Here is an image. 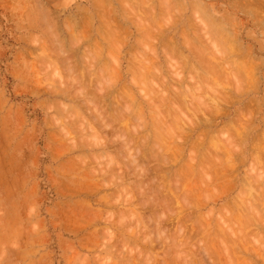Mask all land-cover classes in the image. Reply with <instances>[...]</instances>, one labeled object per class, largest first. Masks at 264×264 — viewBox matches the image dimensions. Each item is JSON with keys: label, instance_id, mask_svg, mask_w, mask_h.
Wrapping results in <instances>:
<instances>
[{"label": "rangeland", "instance_id": "obj_1", "mask_svg": "<svg viewBox=\"0 0 264 264\" xmlns=\"http://www.w3.org/2000/svg\"><path fill=\"white\" fill-rule=\"evenodd\" d=\"M93 1H96V4L98 1L97 8ZM239 1L0 0V264H226L227 261L229 262L227 264H244L246 262L247 264L248 262H250L249 264H264V190L261 189L264 186V7L262 6L263 9L261 8L260 14L256 18V14L259 12L253 13V9L251 10L248 6L247 9L241 7L242 4ZM234 2L236 3L234 4ZM242 3L245 5L243 1ZM99 4L102 7H99ZM93 10L96 14L105 15L104 17L112 25L120 24L125 33L130 32L129 35L123 32L118 39L119 44L117 42L112 43L111 39V44H116L113 46H111L109 38L107 41L99 39L101 37L95 32V29L97 31L103 30V21L101 22L100 15L96 16ZM96 10L99 12L97 13ZM246 10L247 12H245ZM144 11L154 12L150 15L154 17L152 26L154 24L153 27L159 28L160 31L161 28L167 29L164 42L167 40L166 37L172 36L170 37L171 43H166L167 45L164 43V47L162 43L155 40L159 35V33L155 34L158 29L156 31L153 29L154 34L157 35H154L155 39L150 31L151 34L148 32L147 37L151 35V40L150 37L145 40L146 35L138 37L137 32H134L135 27L138 26L135 23H138L137 20L141 18L137 15L142 16L140 22H144ZM149 12H144V14L148 15ZM158 12L161 13V16ZM113 16L115 17V19L113 18L114 21ZM128 17L131 19H129L130 21ZM149 17L145 16L144 18H147L148 21ZM82 18L83 21L89 22H85V24L87 26L90 24V29L89 26L86 29L85 24L82 25L84 23L81 21ZM228 20L229 22H227ZM190 23L194 24L192 28ZM98 24H101L102 27ZM145 24L138 26L142 32L147 29L144 28ZM231 24L235 26L233 27ZM221 25L225 26L221 28ZM84 29L87 31L89 29L88 34ZM150 29L152 30V28ZM195 29L197 30L195 31ZM202 29H205L203 30L204 33L200 32ZM181 31L187 35L182 37L186 38V40L184 38V42L187 41L185 44L180 42L182 38L180 35L178 36V32L181 33ZM83 32L87 38H84L86 36ZM192 33L197 36H193ZM93 38L96 40L93 41ZM135 38H139L138 44L134 42ZM118 45L119 49H115ZM83 46H87L86 51ZM93 47L98 48V51L101 47L102 52L98 53L97 49H93ZM166 47H170V49ZM237 47L238 52L236 51L238 50ZM247 47L250 51L246 50ZM95 51L101 55H95ZM106 51L107 53H105ZM174 51L177 54H173ZM199 51L202 53L200 54ZM72 52L73 55H71ZM197 52V57L202 62L196 58L195 55L197 54L195 53ZM93 58L95 61L91 62L90 60ZM248 58L251 59L250 62L253 61L252 64ZM146 60L147 62H145ZM183 60L186 63H183ZM172 61L175 62L172 64ZM85 62H88V65ZM152 63H156L157 66ZM254 63L258 64L257 67L255 66L256 70L252 66ZM174 64L176 65L174 66ZM178 64L179 66H177ZM208 64L213 66V71L211 68L209 69ZM202 65L208 66V68L204 67L206 71L202 69ZM243 65H247L249 68ZM90 66L91 68H89ZM138 66L142 67L141 72L143 73L141 75L146 74L145 77H142L144 84L141 82V86L139 80L141 75H138L140 68ZM150 66L153 68L150 69ZM170 68L175 71L173 72ZM250 68L254 71L252 72ZM177 69L182 70H178L176 73L181 75L173 74ZM207 69L210 73L214 72L212 73L214 78L211 77ZM232 69L237 71L234 72ZM147 70L152 71L149 74ZM155 72L157 75L154 74ZM215 72L218 74L215 75ZM241 73L243 77L248 78H242ZM161 74L162 76H160ZM105 75L107 76L105 77ZM136 75L140 77L138 78ZM239 76L241 78H238ZM249 76L250 78L253 76L257 78H251L252 81ZM161 77L163 78L161 79ZM205 77L206 80H204ZM150 78L155 79V81L149 80ZM110 79L111 81H109ZM208 79H210V87L208 86ZM97 80L98 84L96 83ZM132 80L138 81L131 82ZM201 80L203 83L205 82L204 85ZM97 85H102L103 90L100 89L101 86L98 87ZM173 87L174 89H172ZM118 88H121L126 95L122 94L123 92ZM96 89L99 93L95 91ZM196 90L200 91L197 92ZM102 91H108V94L100 93ZM92 92L94 93L92 94ZM146 92L148 93L146 94ZM115 93H117V97H114ZM212 93L214 94L212 95ZM119 96L123 99L122 103L129 108L128 111L125 109L127 111L126 116L124 114L126 111L124 110V113L122 111L125 119L120 112L123 109L120 106L122 103L119 102L121 99L117 102ZM111 97L113 100H110ZM116 98L118 99L115 100ZM105 100L106 102H104ZM127 100H129L128 104H126ZM248 100H252V102ZM94 102L95 104H93ZM112 102L116 110L113 109ZM217 102L221 105H218ZM179 103L182 104L183 109ZM190 105L192 108L189 107ZM253 107L257 109L254 110ZM206 110H213L214 113L211 111L209 114ZM181 113L182 118L181 115L179 116ZM206 113L213 115L212 118L214 119ZM236 113H242L246 118L241 114L237 117L238 114ZM99 114L109 126L103 127L104 125L98 118ZM170 115L174 119L177 117V119L173 120ZM234 115L236 121L238 120L239 128L241 126L239 120L242 118L251 123L242 122L250 125L247 127L249 128L248 133L245 132L247 135L244 134L245 138L241 136V133H244L245 128L243 127L247 125L242 124L244 125L241 126L242 131H239L238 126L237 128L235 126L236 121L234 126L231 122V119L233 121L235 119ZM206 117L211 119V122L205 119ZM244 118H250V120ZM136 120L139 122L137 123ZM202 120L205 121V125ZM115 121H118V124ZM171 123L173 125H170ZM225 123L228 128L232 127L231 130H234L232 134H230L231 130L229 133L228 128H225ZM135 124L139 130L137 128L134 131ZM113 125L115 127L112 129ZM150 126L151 129H149ZM166 126L167 130H165ZM108 128L109 130L112 129L113 133L109 132ZM168 128H170V132ZM215 130L217 133L221 132L223 137L220 138ZM237 130L241 132L240 135L235 133ZM163 131L167 132H164L166 136L163 135ZM171 131L177 135H172ZM196 133L204 134V136L201 138V134L198 136ZM112 134L117 135L116 137L121 140L115 139ZM131 135L133 138L135 137V140ZM168 135L171 136L169 139L166 138L169 137ZM208 135H211L210 138ZM233 135L237 136V139H234ZM128 136L131 142L128 140ZM140 136H143L142 139ZM157 136L159 140H163H161L162 142L158 140L160 144H157ZM197 137L200 138L197 140ZM239 140L242 141L239 142ZM193 142L195 144L203 142L204 146L206 145L205 147L213 152L216 160L217 157L225 155L221 157L224 161L218 160L217 162L220 164L215 163V159L211 157L212 153L207 150L208 148H200V146L197 148ZM121 143L125 147H122ZM227 143L231 147H228ZM254 143H257L258 146H255ZM249 145L252 149L257 147V150L260 148L263 151L255 153L249 148ZM219 146L222 149H219ZM192 148L196 149V153L192 151ZM232 148H234V152H232ZM156 149L157 152L154 154H157V158L152 153ZM230 152L233 154L231 155ZM235 152L237 153L235 154ZM202 154H206L210 158V162L214 160L212 164L217 165L211 163L209 164L212 167L208 165L207 162L209 161L203 158ZM257 154H259V158L255 156ZM206 155L204 157L207 158ZM190 157H193L194 160ZM205 162L208 165L205 166L209 168H207L208 172L212 171L213 174L212 172L208 174L203 164ZM144 164L146 165L144 166ZM221 167L223 170L220 169L219 171L217 168ZM184 168H186L184 171H188L184 172ZM251 169L253 171H250ZM257 174L263 175L258 177L260 180L255 179ZM180 175L183 176V179ZM261 179L263 180L261 181ZM150 181L153 182L150 183ZM201 181L204 184L200 183ZM192 183L193 185H191ZM176 186L179 187L178 190ZM257 186H260L261 190ZM145 189L148 190L145 191ZM147 191L152 192L149 194ZM202 192L206 193V196L203 195L205 199ZM207 193H210L209 196ZM178 196L184 200L181 201ZM171 198L173 199L170 200ZM233 200L234 203H232ZM155 201L159 203H155ZM261 202L263 203L261 204ZM160 203H162V207ZM184 203L186 206L183 205ZM186 203L191 206L188 207ZM252 205L256 208V212ZM249 207L250 210L252 209L251 213L250 210L247 211ZM181 218H186V222L182 221ZM179 221H182L181 224ZM260 221L263 223L260 224ZM199 222L202 224L200 225ZM182 224L183 226H181ZM193 227L195 229L199 227L200 230L197 229L196 231ZM226 230L227 235L224 234ZM236 230L239 233H236ZM243 235L245 237L248 235V237L244 238ZM216 237L222 242L218 241V243ZM185 240L188 241L187 244ZM233 240L238 242L235 243ZM242 241L244 242L242 243ZM250 241L256 245L257 242H260L261 245L256 246ZM177 246L178 248H176ZM206 246L208 247L206 248ZM221 247L223 249L226 247L225 250L230 248L229 252L232 249L234 251L229 253L226 252L228 249L225 251ZM222 250L223 252H221ZM222 253H225V257ZM229 255L230 258H228Z\"/></svg>", "mask_w": 264, "mask_h": 264}, {"label": "bare ground", "instance_id": "obj_2", "mask_svg": "<svg viewBox=\"0 0 264 264\" xmlns=\"http://www.w3.org/2000/svg\"><path fill=\"white\" fill-rule=\"evenodd\" d=\"M99 1H100V0H99ZM120 1H121V0H120ZM127 1H128V0H127ZM146 1H148V0H145V2H146ZM149 1H151V0H149ZM165 1H166V0H165ZM196 1H197V0H196ZM242 1L244 2L245 5H243ZM93 2H94V1H93ZM142 2H143V0H142ZM163 2H164V1H163ZM189 2H190V1H189ZM198 2H199V1H198ZM239 2H241V4L243 5V6H242V5L239 3V4L241 5V7H243V8L245 7V9H247L248 7H250L251 10L253 9V11H252L253 13H255V11H256V13L259 12V13L256 14V18H257V15L260 14L261 8L263 9V7H264V0H240ZM133 3H134V2H133ZM173 3H174V2H173ZM193 3H194V2H193ZM235 3H236V2H234V4H235ZM94 4H96V1L94 2ZM94 4H93V5H94ZM150 4H151V3H150ZM150 4H149V5H150ZM157 4H158V3H157ZM237 4H238V2H237ZM237 4H236V5H237ZM246 4H247V5H246ZM97 5H98V1H97L96 6H95L96 8H97ZM179 5H180V4H179ZM197 5H198V3H197ZM141 6H143V5H141ZM141 6H140V7H141ZM238 6H239V5H238ZM247 6H248V7H247ZM262 6H263V7H262ZM99 7H102V5L100 6V4H99ZM99 7H98V8H99ZM149 7H150V6H149ZM151 7L153 8V6H151ZM158 7H159V5H158ZM246 7H247V8H246ZM181 8H182V7H181ZM250 8H249V10H250ZM103 9H104V8H103ZM120 9H121V8H120ZM122 9H123V7H122ZM159 9H161V8H159ZM193 9H194V8H193ZM168 10H169V9H168ZM202 10H203V9H202ZM243 10H244V9H243ZM96 11H97V10H96ZM141 11H142V10H141ZM164 11H165V10H164ZM193 11H194V10H193ZM83 12H84V10H83ZM93 12H94V10H93ZM98 12H99V11H97V13H98ZM144 12L147 13V12H149V11H144ZM144 12H143V15H145L146 17H149L151 14L154 13V12H152V13L149 12V14L146 15V14H144ZM160 12H161V11H160ZM160 12H158V13H160ZM176 12H177V11H176ZM176 12H175V14H177ZM245 12H247V10H246ZM263 12H264V11H263ZM132 13H133V12H132ZM163 13H164V12H163ZM225 13H226V12H225ZM253 13H251V15H253ZM26 14H27V12H26ZM94 14H95L96 16H97V15H98V16L100 15V14H96L95 12H94ZM116 14H117V13H116ZM133 14H134V13H133ZM133 14L130 13V15H133ZM136 14H137V13H136ZM136 14H135V15H136ZM141 14H142V13H141ZM214 14H215V13H214ZM82 15L84 16L83 13H82ZM86 15H87V14H86ZM157 15H158V14H157ZM159 15L161 16V13H160ZM193 15H194V14H193ZM208 15H209V14H208ZM230 15H231V14H230ZM104 16H105V15H103V16L100 15V16H99L100 19H101V22L103 21V23H102L103 30H101L102 32H101V31H97V29H95V30H96L95 32L99 34V37H101V38H99V39H103L104 41H105V40L107 41L108 38H109V39H110V40H109V41H110V44H111V39H112V41H113L112 43H114V42H117V43L119 42V43H120V41H119L118 39L120 38V36H121V34H122L123 32L125 33V31L121 29L120 24L116 23V24L112 25L111 23H109V21H108V20L106 19V17H104ZM111 16H112V15H111ZM111 16H110V17H111ZM137 16L142 18V16H139V15H137ZM137 16H136V20H137ZM145 16H144V17H145ZM155 16H156V15H155ZM209 16H210V15H209ZM260 16H262V15H260ZM263 16H264V14H263ZM263 16H262V17H263ZM124 17H125V16H124ZM130 17H131V16H130ZM144 17H143V19H144L143 21H144V22L141 23L140 21H141L142 19L139 18V19L137 20L138 23H135V25L138 24V26H139V24H141V25L145 24V21H147V18H144ZM156 17H157V16H156ZM164 17H165V16H164ZM164 17H162V18H164ZM173 17H174V16H173ZM173 17H172V18H173ZM195 17H196V16H195ZM224 17H225V16H224ZM228 17H230V16H228ZM26 18H27V17H26ZM83 18H85V17H83ZM83 18L81 19V21H83ZM88 18H89V16H88ZM88 18H85V19L87 20ZM113 18L115 19L114 16L112 17V19H113ZM160 18H161V17H160ZM167 18H168V17H167ZM167 18H166V19H167ZM174 18H175V17H174ZM27 19H28V18H27ZM97 19H98V18H97ZM110 19H111V18H110ZM114 19H113V21H114ZM126 19H127V18H126ZM129 19H130V18L128 17V20H129ZM145 19H146V20H145ZM196 19H197V18H196ZM130 20H131V19H130ZM130 20H129V21H130ZM162 20H163V19H162ZM168 20H170V19L168 18ZM177 20H178V19H177ZM210 20H212V19H210ZM226 20H227V18H226ZM90 21H91V20H90ZM99 21H100V20H99ZM115 21H116V20H115ZM175 21H176V20H174V23H176ZM235 21H236V20H235ZM29 22H30V21H29ZM33 22H34V21H33ZM83 22H84V23H82V25L85 24V22H87V21L84 20ZM153 22H154V17H153V16H150V17H149V20L147 21L148 24L146 23V24L144 25V28L146 27V28H147L146 30H148V31L144 30L145 34H144V32H142V30H141L138 26L135 27L134 32H135V31L137 32L138 37H140L141 35H142V36H143V35H144V36L146 35V37H145L146 39H145V40H148L149 37H150L149 39L151 40V35H149V37H147L148 34H151V33H152V35H153L152 37L155 39V38H156L155 36H157V35H155V34H156V33H159L157 39H155V40H157L158 43H162V46L165 47V45H163V44H164V43H165V44H166V43H167V44L171 43V42H170V39H171L170 37H172V36H170V37L168 36V38L166 37L165 39H167V40H165V42H164V36H165L166 33H167V29L163 30V28H161V31H160L159 28H157V27L154 28V27H153V26H155L154 24H153V26H152V23H153ZM162 22H163V21H162ZM224 22H225V21H224ZM227 22H229V20H228ZM68 23H69V22H68ZM87 23H89V22H87ZM125 23H126V21H125ZM163 23H164V22H163ZM165 23H166V21H165ZM211 23H212V22H211ZM231 23H232V22H231ZM235 23H236V22H235ZM257 23H258V22H257ZM257 23H256V24H257ZM69 24H70V23H69ZM167 24H168V23H167ZM167 24H166V25H167ZM187 24H188V23H187ZM190 24H191V23H190ZM190 24H189V25H190ZM195 24H196V23H195ZM29 25H30V24H29ZM31 25H32V24H31ZM89 25H90V24H89ZM89 25H88V26H89ZM98 25L101 26V24H98ZM146 25H148V26H146ZM189 25H188V26H189ZM193 25H194V24H191V28L193 27ZM216 25H217V24H216ZM231 25H232V24H231ZM77 26H78V23H77ZM84 26H86V29L88 28L87 24H85ZM102 26H101V27H102ZM131 26H132V25H131ZM162 26H163V25H162ZM201 26H202V25H201ZM224 26H225V25H224ZM224 26L221 25V28L224 27ZM232 26L234 27L235 25L233 24ZM236 26H237V25H236ZM80 27H81V26H80ZM132 27H133V26H132ZM149 27L152 28V30L155 29V31H156V30L158 29L159 31L157 30V31L155 32V31L153 30V32H152V30H151ZM164 27H165V26H164ZM186 27H187V26H186ZM194 27H195V26H194ZM71 28H73V27L71 26ZM82 28H83V27H82ZM82 28H81V29H82ZM84 28H85V27H84ZM144 28H143V29H144ZM168 28H169V27H168ZM86 29H84V30H86ZM89 29H90V26H89ZM89 29H88V31H89ZM133 29H134V28H133ZM72 30H73V29H72ZM127 30H128V29H127ZM168 30H169V29H168ZM196 30H197V29H195V31H196ZM198 30H199V29H198ZM203 30H205V29L200 30V32H203ZM215 30H217V29H215ZM235 30H236V29H235ZM65 31H66V30H65ZM78 31H79V30H78ZM88 31L86 30L87 34H88ZM129 31H130V30H129ZM149 31H150L151 33H150ZM233 31H234V30H233ZM80 32H81V31H80ZM148 32H149V33H148ZM154 32H155V34H154ZM184 32H186V31L184 30ZM191 32H193V31H191ZM204 32H205V31H204ZM204 32H203V33H204ZM234 32H235V31H234ZM67 33H68V32H67ZM69 33H70V32H69ZM83 33H84V32H83ZM127 33H128V35H129L130 32H126L125 34L127 35ZM147 33H148V34H147ZM178 33H179L178 36L180 35L181 38H182L184 35H186V34H183V31H181L182 34H181L180 32H178ZM193 33H194V32H193ZM193 33H192V34H193ZM235 33H236V32H235ZM77 34H78V32H77ZM84 34H85V33H84ZM98 34H97V35H98ZM192 34H191V35H192ZM206 34H207V33H206ZM224 34H226V33L224 32ZM123 35H124V34H123ZM154 35H155V36H154ZM171 35H172V33H171ZM194 35H196V34H193V36H194ZM233 35H235V34H233ZM70 36H71V35H70ZM77 36H78V35H77ZM77 36H76V37H77ZM84 36H86V37H84V38H87V35H86V34H85ZM88 36H89V35H88ZM124 36H125V35H124ZM142 36H141V37H142ZM186 36H187V35H186ZM196 36H197V35H196ZM196 36H195V38H196ZM205 36L208 37V35H205ZM202 37H203V36H202ZM31 38H32V37H31ZM78 38H80V37H78ZM116 38H117V39H116ZM184 38H185V37H184ZM184 38H182L183 41L181 40L180 42L183 43V42H184ZM80 39H81V38H80ZM94 39H95V38H93V41H94ZM113 39H114V40H113ZM197 39H198V38H197ZM213 39H214V38H213ZM33 40H34V39H33ZM38 40H39V39H38ZM75 40H76V39H75ZM83 40H84V39H83ZM95 40H96V39H95ZM117 40H118V41H117ZM138 40H139V38H135L134 42L137 43V42H139ZM143 40H144V39H143ZM172 40H173V39H172ZM185 40H186V38H185ZM195 40H196V39H195ZM101 41H102V40H101ZM109 41H108V43H109ZM95 42H96V41H95ZM95 42H94V43H95ZM121 42H122V41H121ZM149 42H150V41H149ZM149 42H148V43H149ZM153 42H154V41H153ZM172 42H173V41H172ZM186 42H187V41H185L184 44H185ZM227 42H228V41H227ZM230 42H231V41H230ZM97 43H98V42H97ZM105 43H106V42H105ZM119 43H118V44H119ZM125 43H126V42H125ZM154 43H155V42H154ZM200 43H201V42H200ZM215 43H216V42H215ZM231 43H232V42H231ZM238 43H239V42H238ZM68 44H69V43H68ZM91 44H92V41H91ZM137 44H138V43H137ZM167 44H166V45H167ZM184 44H181V45H184ZM211 44H213V43L211 42ZM66 45H67V44H66ZM71 45H72V44H71ZM113 45H116V44H113ZM113 45L111 44V46H113ZM170 45H171V44H170ZM238 45H239V44H238ZM97 46H98V45H97ZM186 46H187V45H186ZM208 46H209V45H208ZM212 46H213V45H212ZM249 46H250V45H249ZM56 47H57V46H56ZM72 47H73V46H72ZM83 47H84V46H83ZM150 47H151V46H150ZM70 48H71V47H70ZM86 48H87V46L84 47V50H85V51H86ZM94 48L97 49L96 51H97L98 53H99V52H102L101 47H99L100 51H98V48L93 47V49H94ZM106 48H107V47H106ZM131 48H132V47H131ZM145 48H146V46H145ZM148 48H149V47H148ZM148 48H147V49H148ZM166 48H167V49H170V47H166ZM193 48H194V47H193ZM193 48H192V49H193ZM195 48H196V47H195ZM212 48H213V47H212ZM232 48H234V47H232ZM235 48H236V47H235ZM235 48H234V49H235ZM45 49H46V48H45ZM115 49H119V45H118V47L116 46ZM150 49H152V48H150ZM173 49H174V47H173ZM176 49H177V48H176ZM188 49H189V45H188ZM205 49H206V48H205ZM213 49H214V48H213ZM213 49H212V50H213ZM230 49H231V48H230ZM237 49H238V47H237ZM105 50H106V49H105ZM145 50H146V49H145ZM163 50H164V49H163ZM165 50H166V49H165ZM246 50H247V51H250V50H248V47L246 48ZM246 50H245V51H246ZM258 50H259V49H258ZM59 51H60V50H59ZM71 51H72V49H71ZM96 51H95V52H96ZM151 51H152V50H151ZM167 51H169V50H167ZM175 51H176V50H175ZM175 51L173 52V54L176 53ZM223 51H224V50H222V52H223ZM234 51H235V50H234ZM236 51L238 52L239 49L236 50ZM87 52H88V51H87ZM87 52H86V53H87ZM97 52H96V53H97ZM193 52H194V51H193ZM199 52H200V54L202 53L201 51H199ZM80 53H81V52H80ZM96 53H95V55H98V53H97V54H96ZM105 53H107V51H106ZM133 53H134V52H133ZM163 53L165 54L164 51H163ZM215 53H216V52H215ZM224 53H225V51H224ZM246 53H248V52H246ZM73 54H74V53L72 52L71 55H73ZM108 54H109V53H108ZM176 54H177V53H176ZM195 54H197V55H195V56H196V58L198 59V57H197V56H198V52L195 53ZM225 54H226V53H225ZM237 54H238V53H237ZM249 54H250V53H249ZM99 55H101V54H99ZM99 55H98V56H99ZM149 55H150V54H149ZM151 55H153V53H151ZM165 55H166V54H165ZM168 55H169V54H168ZM168 55H167V59H168ZM212 55H213V54H212ZM217 55L222 56L221 54H217ZM217 55H216V56H217ZM228 55H229V54H228ZM93 56H94V55H93ZM153 56L155 57V55H153ZM153 56H152V57H153ZM176 56H177V55H176ZM243 56H244V55H243ZM247 56H248V55H247ZM68 57H69V56H68ZM68 57H67V58H68ZM141 57H142V56H141ZM174 57H175V56H174ZM174 57H173V58H174ZM184 57H186V56H184ZM213 57H214V56H213ZM217 57H218V56H217ZM224 57H225V56H224ZM88 58H89V57H88ZM96 58H97V57H96ZM99 58H100V57H99ZM155 58H156V57H155ZM169 58H170V57H169ZM199 58H200V57H199ZM80 59H81V58H80ZM94 59H95V58H93L92 60H90V59H89V60L92 62ZM174 59H177V58H174ZM201 59H202V58H201ZM252 59H253V57H252ZM258 59H259V58H258ZM84 60H85V59H84ZM86 60H87V58H86ZM169 60L171 61V59H169ZM198 60L202 62V60H200V59H198ZM219 60H220V58H219ZM248 60H249V58H248ZM248 60H247V61H248ZM250 60H251V59H250ZM250 60H249V62H250ZM253 60H254V59H253ZM90 61H88V62H90ZM94 61H95V60H94ZM128 61H129V60H128ZM156 61H157V60H156ZM156 61H155V62H156ZM199 61H198V62H199ZM205 61H206V60H205ZM260 61H261V60H260ZM81 62L83 63V61H81ZM88 62H85V63L87 64ZM145 62H147V60H146ZM173 62H175V61H172V64H173ZM182 62L184 63L185 61L183 60ZM182 62H181V63H182ZM257 62H259V61H257ZM93 63H94V62H93ZM104 63H106V62H104ZM153 63H154V62H153ZM153 63H152V64H153ZM156 63H157V62H156ZM156 63L153 64V65H156ZM170 63H171V62H170ZM183 63H182L181 65H183ZM185 63H186V62H185ZM199 63H200V62H199ZM203 63H204V62H203ZM203 63H202V64H203ZM252 63H253V61L250 62V64H252ZM260 63H261V62H260ZM260 63H259V65H260ZM127 64H128V63H127ZM133 64H134V63H133ZM206 64H207V63H206ZM254 64H255V63H254ZM254 64L252 65L253 68H255V66L257 67L258 64H255V65H254ZM87 65H88V64H87ZM92 65H93V64H92ZM105 65H106V64H105ZM105 65H104V66H105ZM134 65H135V64H134ZM142 65H143V64H142ZM146 65H147V64H146ZM167 65L169 66V64H167ZM175 65H176V64H174V66H175ZM223 65H224V64H223ZM234 65H235V64H234ZM237 65H240V64L237 63ZM237 65H236V66H237ZM244 65H245V64H244ZM244 65H243V66H244ZM78 66H79V65H78ZM104 66H103V67H104ZM130 66H131V65H130ZM130 66H129V67H130ZM136 66H137V65H136ZM156 66H157V65H156ZM156 66H154V68H155ZM177 66H179V64H178ZM177 66H176V67H177ZM184 66H185V65H184ZM184 66H183V67H184ZM205 66H206V68H208L209 64H208V66H207V65H204V66L202 65V67H203L202 69L205 70V69H206V68H204ZM218 66H219V65H218ZM246 66H247V65H246ZM246 66H244V67H246ZM252 66H251V68H252ZM82 67H84V66H82ZM103 67H102V68H103ZM109 67H110V66H109ZM131 67H132V66H131ZM131 67H130V68H131ZM138 67H139V66H138ZM143 67H144V66H143ZM151 67H152V66H150V69H151ZM212 67H213V66H212ZM212 67L209 66V69L211 68V70L213 71V68H212ZM85 68H86V67H85ZM89 68H91V66H90ZM139 68H140V67H139ZM141 68H142V67H141ZM141 68L139 69L140 72L138 71V68H136L137 71H138V73H140V74H138L136 71H133V72H134L135 74L141 75V74L143 73V72H141V70H142ZM152 68H153V67H152ZM191 68H192V67H191ZM246 68H249V66H247ZM251 68H250V70H251ZM132 69H133V68H132ZM155 69H156V68H155ZM155 69H154V71H155ZM157 69H158V68H157ZM170 69H171L173 72L175 71V70H173V68H170ZM195 69H196V68H195ZM240 69H241V68H240ZM240 69H238V70H240ZM89 70H90V69H89ZM148 70H149V69H148ZM148 70H147L148 73H149L150 71H152V70H150V71H148ZM178 70H180V69H177V71H176L175 73H173V74H176V73L178 72ZM207 70H208V69H207ZM211 70H210V71H211ZM224 70H225V69H224ZM232 70H233V69H232ZM232 70H231V71H232ZM255 70H256V68H255ZM98 71L100 72L99 69H98ZM117 71H118V69H117ZM180 71H182V70H180ZM205 71H206V70H205ZM212 71H211V72H212ZM233 71H234V70H233ZM233 71H232V72H233ZM236 71H237V70H235L234 72H236ZM251 71L253 72L254 70L252 69ZM86 72H87V71H86ZM99 72H98V74H100ZM208 72H209V70H208ZM217 72H218V71H217ZM217 72H215V75L218 74ZM232 72H230V74H232ZM243 72H244V71H243ZM246 72H247V71H246ZM255 72H256V71H255ZM101 73H102V72H101ZM114 73H115V72H114ZM114 73L112 74L113 76H114ZM157 73H158V72H157ZM209 73H210V72H209ZM212 73H214V72H212ZM212 73H210V75H211V77L213 76V78H214V74H212ZM224 73H225V72H224ZM224 73H223V74H224ZM244 73H245V72H244ZM98 74H97V76H98ZM149 74H150V73H149ZM151 74H152V73H151ZM154 74H156V72H155ZM230 74H229V75H230ZM241 74H242V73H241ZM83 75H84V74H83ZM87 75H88V73H87ZM100 75H101V74H100ZM109 75H110V74H109ZM112 75H111V76H112ZM145 75H146V74H145ZM145 75H144V76L141 75V77L139 76V77L141 78V79H139V80H140V86H141L142 79H144V78H142V77H145ZM147 75H148V74H147ZM152 75H153V74H152ZM156 75H157V74H156ZM176 75H181V74L178 73V74H176ZM225 75H226V74H225ZM233 75H234V74H233ZM238 75H240V74H238ZM246 75H247V74H246ZM106 76H107V75H105V77H106ZM150 76H151V75H150ZM158 76H159V74H158ZM160 76H162V74H161ZM231 76H232V75H231ZM241 76H242V78H245V77H243V74H242ZM241 76H239L238 78H241ZM133 77H134V76H133ZM136 77H138V76L136 75ZM136 77H135V78H136ZM139 77H138V78H139ZM153 77H155V76H153ZM153 77H152V78H153ZM172 77H173V75H172ZM202 77H203V76H202ZM216 77H217V76H216ZM219 77H220V76H219ZM222 77L225 79L224 76H222ZM235 77H237V76H235ZM254 77H256V76H253V77H251V78L254 79ZM99 78H102V77L99 76ZM138 78H137V79H138ZM152 78H150L149 80H151V81H155V79L152 80ZM162 78H163V77H161V79H162ZM170 78H171V77H170ZM199 78H200V77H199ZM217 78H218V77H217ZM226 78H227V77H226ZM247 78H248V77H246L245 79H247ZM249 78H250V76H249ZM251 78H250V80H252ZM256 78H257V77H256ZM105 79H106V78H105ZM130 79H131V78H130ZM161 79H160V80H161ZM178 79H179V78H178ZM219 79H221V78H219ZM235 79H236V78H235ZM102 80H103V78H102ZM202 80H203V79H202ZM202 80H201V81H202ZM204 80H206V77H205ZM209 80H210V79H208V81H209ZM241 80H242V79H241ZM243 80H244V79H243ZM109 81H111V79H110ZM137 81H138V80H137ZM137 81H133V80H132L131 82H137ZM145 81H146V80H145ZM162 81H163V80H162ZM180 81H181V79H180ZM213 81H215V80H213ZM217 81H219V80H217ZM232 81H233V80H232ZM252 81H253V80H252ZM82 82H83V81H82ZM97 82H98V80L96 81V83H97ZM107 82H108V81H107ZM112 82H113V81H112ZM163 82H164V81H163ZM222 82H223V81H222ZM226 82H229V81H226ZM233 82H234V81H233ZM237 82H238V81H237ZM142 83L144 84V82H142ZM149 83L153 84V83L150 82V81H149ZM195 83H196V82H195ZM195 83H194V84H195ZM202 83H203V81H202ZM204 83H205V82H204ZM204 83H203V85H204ZM217 83H218V82H217ZM224 83H225V82H224ZM231 83H232V82H231ZM243 83H244V81H243ZM246 83H247V82H246ZM97 84H98V83H97ZM106 84H107V83H106ZM134 84H135V83H134ZM160 84H161V82H160ZM180 84H181V83H180ZM209 84H210V81L208 82V86H209ZM211 84H212V83H211ZM247 84H248V83H247ZM252 84H253V83H252ZM255 84H256V83H255ZM154 85H155V84H154ZM157 85H158V83H157ZM157 85H155V86H157ZM213 85H215V84H213ZM234 85H235V83H234ZM237 85H238V83H237ZM237 85H236V86H237ZM97 86H98V87L101 86L100 89L102 88V90H103L102 85H100V86L97 85ZM103 86H106V85H103ZM108 86H109V84H108ZM172 86H175V85H172ZM192 86H193V84H192ZM194 86H197V85H194ZM251 86H252V85H251ZM255 86H256V85H255ZM106 87H107V86H106ZM121 87H122V86H121ZM123 87H124V85H123ZM157 87H158V86H157ZM157 87H156V88H157ZM170 87H171V86H170ZM175 87H176V86H175ZM209 87H210V86H209ZM240 87H241L240 89H242V86H240ZM243 87H244V86H243ZM94 88H95V87H94ZM107 88H108V87H107ZM109 88H111V87H109ZM124 88H125V87H124ZM191 88H192V87H191ZM205 88H206V87H205ZM222 88H223V87H222ZM224 88H225V87H224ZM253 88H254V87H253ZM83 89H84V88H83ZM97 89L100 90L99 88H97ZM97 89H96L95 91H97V92L99 93V91H98ZM118 89H120V91H122L121 88H118ZM150 89H151V88H150ZM153 89H154V88H153ZM172 89H174V87H173ZM193 89H194V88H193ZM199 89H200V88H199ZM238 89H239V86H238ZM262 89H263V88H262ZM80 90H81V89H80ZM80 90H78V91H80ZM104 90H105V89H104ZM143 90H144V89H143ZM177 90H178V89H177ZM177 90H175V91H177ZM201 90H204V89H201ZM216 90H217V89H216ZM218 90H219V89H218ZM244 90H245V89H244ZM108 91H109V90H108ZM108 91H107V92H108ZM125 91L127 92V90H125ZM141 91H142V89H141ZM145 91H147V90L145 89ZM151 91H153V90L151 89ZM196 91L199 92L200 90H199V91L196 90ZM208 91H209V90H208V87H207V92H208ZM80 92H81V91H80ZM86 92H88V91H86ZM89 92H90V91H89ZM103 92L107 93L106 91H102V92H100V93H103ZM122 92H123V91H122ZM122 92H121V93H122ZM161 92H162V91H161ZM188 92H189V91H188ZM214 92H215V91H214ZM218 92H220V91H218ZM240 92H241V91H240ZM240 92H239V93H240ZM93 93H94V92H92V94H93ZM121 93H120V95H121ZM139 93H140V92H139ZM141 93H142V92H141ZM147 93H148V92H146V94H147ZM149 93H150V92H149ZM201 93H203V92H201ZM209 93H210V92H209ZM223 93H226V92L223 91ZM86 94H88V93H86ZM89 94H90V93H89ZM107 94H108V93H107ZM115 94H116V96H115ZM115 94H114V97H117V93H115ZM122 94H125V93L123 92ZM127 94H128V93H127ZM146 94H144V95H146ZM160 94H161V93H160ZM169 94H170V93H169ZM198 94H199V93H198ZM213 94H214V93H212V95H213ZM226 94H227V93H226ZM228 94H229V93H228ZM236 94H237V93H236ZM118 95H119V94H118ZM125 95H126V94H125ZM125 95H124V96H125ZM149 95H150V94H149ZM195 95H196V93H195ZM96 96H97V95H96ZM96 96H95V97H96ZM99 96H102V94H99ZM130 96H131V95H130ZM151 96H152V94H151ZM158 96H159V95H158ZM161 96H163V95H161ZM210 96H211V95H210ZM215 96H216V98H217V95H215ZM229 96H230V94H229ZM125 97H126V96H125ZM144 97L146 98V96H144ZM144 97H143V98H144ZM149 97H150V96H149ZM159 97H160V96H159ZM198 97L200 98V96H198ZM213 97H214V96H213ZM223 97H224V96H223ZM103 98H104V97H103ZM123 98H124V97H123ZM199 98H198V99H199ZM232 98H233V96H232ZM117 99H118V98H116L115 100H117ZM120 99H121V100H120ZM195 99H196V98H195ZM98 100H99V99H98ZM110 100H113V98L111 97ZM119 100H120V101H119ZM122 100H123V99L121 98V96H119V99L117 100V102L119 101V102L122 103ZM132 100H133V99H132ZM153 100H154V99H153ZM170 100H171V99H170ZM213 100H214V99H213ZM220 100H221V98H220ZM226 100H227V99H226ZM235 100H236V99H235ZM151 101H152V100H151ZM177 101L180 102L178 99H177ZM177 101H176V102H177ZM199 101H200V100H199ZM199 101H197V102L199 103ZM214 101H215V100H214ZM248 101H249V100H248ZM104 102H106V100H105ZM113 102H114V101H113ZM113 102H112V103H113ZM147 102H149V101H147ZM152 102H153V101H152ZM171 102H172V101H171ZM171 102H170V103H171ZM186 102H187V101H186ZM249 102H252V100H250ZM128 103H129V100H127L126 104H128ZM133 103H134V102H133ZM133 103H131V104H133ZM188 103H189V102H188ZM188 103H187V104H188ZM223 103H224V102H223ZM93 104H95V102H94ZM119 104H120V103H119ZM136 104H137V103H136ZM152 104H153V103H152ZM158 104H159V103H158ZM164 104H165V103H164ZM180 104H181V103H179V106L181 107L182 104H181V105H180ZM217 104H218V102H217ZM219 104H220V103H219ZM219 104H218V105H219ZM225 104H226V103H225ZM249 104H252V103H249ZM107 105H108V104H107ZM113 105H114V103H113ZM116 105H117V104H116ZM123 105H125V104H124V103L120 104V106H122V108H123L122 110L120 109V107L117 106V108H118L119 110H121L120 112H121V116H122V117H123L124 114H125V116H126L127 111H128V109H129V108H127V105H125V106H123ZM134 105H135V104H134ZM137 105H138V104H137ZM153 105L156 107L155 104H153ZM159 105H161V104H159ZM199 105H201V104L199 103ZM220 105H221V104H220ZM261 105H262V104H261ZM263 105H264V102H263ZM154 106H153V109H154ZM157 106H158V105H157ZM170 106H172V105H170ZM175 106H176V105H175ZM186 106H187V105H186ZM193 106H194V105H193ZM114 107H115V105L113 106V109L116 110ZM125 107H126V108H125ZM189 107H191V105H190ZM208 107H209V106H208ZM249 107H250V106H249ZM95 108H96V107H95ZM136 108H137V107H136ZM181 108L183 109V107H181ZM187 108H188V107H187ZM191 108H192V107H191ZM193 108H194V107H193ZM201 108H202V107H201ZM203 108H204V107H203ZM205 108H207V107H205ZM209 108H210V107H209ZM221 108H222V107H221ZM221 108H220V109H221ZM243 108H244V107H243ZM253 108H254V110L257 109L256 107H253ZM106 109H107V108H106ZM125 109H127V111H126ZM130 109H131V108H130ZM151 109H152V107H151ZM156 109H157V108H156ZM184 109H185V108H184ZM194 109H195V108H194ZM220 109H218V110L220 111ZM251 109H252V108H251ZM258 109H259V108H258ZM99 110H100V109H99ZM110 110H111V109H110ZM124 110H125L126 112H125ZM178 110H179V109H178ZM203 110H204V109H203ZM221 110H222V109H221ZM252 110H253V109H252ZM122 111H123V113H124V112H125V113L123 114ZM134 111H135V110H134ZM168 111H170V110H168ZM179 111H180V110H179ZM193 111L195 112V110H193ZM211 111H212V113H214L213 110H210V111H207V110H206V112H209V114H210ZM214 111H216V110H214ZM227 111H228V110H227ZM243 111H245V110H243ZM115 112H116V111H115ZM120 112H119V113H120ZM157 112H158V109H157ZM159 112H160V111H159ZM177 112H178V111H177ZM180 112H181V111H180ZM180 112H178V113H180ZM217 112H218V111H217ZM217 112H216V113H217ZM238 112H239V111H238ZM104 113H105V112H104ZM113 113H114V112H113ZM163 113H164V112H163ZM163 113H161V114L163 115ZM171 113H172V112H171ZM183 113H184V112H183ZM196 113H197V112H196ZM203 113H204V112H203ZM224 113H225V112H224ZM245 113H247V112H245ZM122 114H123V115H122ZM158 114H159V113H158ZM161 114H160V116H161ZM176 114H177V113H176ZM197 114H198V113H197ZM206 114L209 115L208 113H206ZM206 114H205V115H206ZM218 114H220V113H218ZM221 114L223 115L222 112H221ZM221 114H220V116H221ZM236 114H238V115H236L237 117L242 115V113H236ZM239 114H241V115H239ZM248 114H249V113H248ZM254 114H255V113H254ZM172 115H174V114H172ZM180 115H181V118H182V117H183V116H182V113L179 114V116H180ZM184 115H185V114H184ZM225 115H226V113H225ZM97 116H98V115H97ZM115 116H117V114H116ZM121 116H120V117H121ZM137 116H138V115H137ZM170 116H171V115H170ZM174 116H175V115H174ZM209 116H211V115H209ZM212 116H213V115H212ZM212 116H211V118H212ZM216 116H217V115H216ZM234 116H235V115H234ZM236 116H235L234 121L231 119V122L233 123V126H234V123H235V121H236ZM242 116H244V115H242ZM246 116H247V114H246ZM248 116L250 117V115H248ZM120 117H119V118H120ZM135 117H136V114H135ZM161 117H162V116H161ZM171 117H172V116H171ZM184 117H185V116H184ZM213 117H214V116H213ZM223 117H224V116H223ZM244 117H245V116H244ZM98 118H100V121H101L102 124L104 125V126H103L104 128H105V126H106V127L109 126V124H108L106 121L103 120V118L101 117L100 114H99V117H98ZM116 118H117V120H118V116H117ZM123 118L125 119V117H123ZM163 118H164V116H163ZM172 118H173V117H172ZM187 118H188V116H187ZM245 118H246V117H245ZM245 118H244V119H245ZM120 119H121V118H120ZM164 119H165V118H164ZM175 119H177V117H175ZM175 119L173 118V120H175ZM188 119H189V118H188ZM201 119H202V118H201ZM205 119H207V120H209V121L211 120V119H208L207 117H206ZM212 119H214V118H212ZM238 119H239V118H238ZM248 119L250 120V118H247V119H245V120H248ZM114 120H115V119H114ZM169 120H170V119H169ZM171 120H172V119H171ZM178 120H179V119H178ZM202 121H204V120H202ZM202 121H201V122H202ZM209 121H206V122L209 123ZM237 121H238V120H237ZM237 121H236V124H235L236 128H237V126H238ZM239 121H241L240 123H241V126H242V127H243L244 125L251 124V123H249V121H244L243 118H242V120L240 119ZM251 121H252V119H251ZM101 122H100V123H101ZM117 122H118V121H117ZM117 122L115 121V123H117ZM125 122H126V121H125ZM136 122H137V120H136ZM138 122H139V121H138ZM138 122H137V123H138ZM210 122H211V121H210ZM226 122H227V121H226ZM228 122H229V121H228ZM228 122H227V123H228ZM242 122H248V123L246 124V123H242ZM261 122H262V121H261ZM133 123H134V122H133ZM160 123H161V122H160ZM180 123H181V122H180ZM189 123H190V122H189ZM189 123H188V124H189ZM213 123H214V122H213ZM240 123H239V125H240ZM117 124H118V123H117ZM128 124H129V123H128ZM153 124H154V123H153ZM161 124H162V123H161ZM198 124H199V123H198ZM203 124L205 125V121H204ZM225 124H226V123H225ZM242 124H244V125H242ZM137 125H138V124H137ZM166 125H167V122H166ZM168 125H169V124H168ZM170 125H173V124L171 123ZM196 125H197V124H196ZM120 126H121V125H120ZM128 126H130V125H128ZM135 126H136V124H135ZM156 126H157V125H156ZM181 126H182V125H181ZM189 126H190V124H189ZM197 126H198V125H197ZM207 126H208V125H207ZM207 126H206V127H207ZM224 126H225V125H224ZM231 126H232V125H231ZM241 126H240V128H239V126H238V130L240 129L239 131H242ZM255 126H256V125H255ZM114 127H115V126L113 125V126H112V129H113ZM132 127H133V126H132ZM139 127H140V125H139ZM163 127H164V126H163ZM169 127H170V126H169ZM173 127H174V126H173ZM190 127H191V126H190ZM190 127H189V128H190ZM247 127H250V125H247L246 127H245V126L243 127V128L246 129V131H245V129L243 130V131H244V133L242 132L243 134H242L241 132H239L238 130H237L238 132L236 131L235 133H237V135H238V133H239V135H240V133H241V136H243V138H245V137H244V134L247 135L245 132H247L248 129H249V128H247ZM256 127H257V126H256ZM120 128H121V127H120ZM129 128H131V126H130ZM137 128H138V127L136 126V128H134V131H136L135 129H137ZM145 128H146V127H145ZM164 128H165V127H164ZM164 128H162V129H164ZM221 128H222V127H221ZM225 128H226V129L228 128L227 124H226ZM254 128H255V127H254ZM112 129L109 130V128H108L107 130H109V132L113 133ZM131 129H132V128H131ZM149 129H151V126H150ZM158 129H160V128L158 127ZM190 129H192V128H190ZM231 129H232V127L228 128L229 133H230V130H231ZM251 129H252V128H251ZM263 129H264V128H263ZM119 130H121V129H119ZM137 130H139V128H138ZM165 130H167V126H166V129H165ZM168 130H169V132H170V128H168ZM219 130H220V129H219ZM132 131H133V130H132ZM203 131H204V130H203ZM216 131H217V130H215V132H216ZM232 131L234 132V130H231V133H230V134H232ZM106 132H108V131H106ZM138 132H139V131H138ZM164 132H165V131H163V133H164ZM119 133H120V132H119ZM122 133H123V132H122ZM165 133H167V132H165ZM165 133H164L163 135L166 136ZM174 133H175V132H174ZM174 133H172V131H171V134H172V135H173ZM194 133H195V132H194ZM203 133H204V132H203ZM210 133H212V132L210 131ZM216 133H217V132H216ZM218 133H219V132H218ZM218 133H217V135H220V138L223 137V136L220 134L221 132H220L219 134H218ZM247 133H248V132H247ZM261 133H262V132H261ZM261 133H260V134H261ZM131 134H132V133H131ZM152 134H153V133H152ZM196 134H198V133H196ZM200 134H201V133H200ZM200 134H198V136H199ZM223 134L225 135L224 131H223ZM230 134H229V135H230ZM233 134H234V133H233ZM112 135H113V134H112ZM120 135H121V133H120ZM132 135H134V134H132ZM132 135H131V137L133 138ZM174 135H177V133L174 134ZM186 135L188 136V133H187ZM113 136H115V139H116V138H117V139H120V138L116 137L117 135H113ZM134 136H135V135H134ZM158 136H159V135H158ZM158 136H157V138H158ZM165 136H164V137H165ZM168 136H169V135H168ZM183 136H184V135H183ZM195 136H197V135H195ZM200 136H201V138H202V137L204 136V134H203V135L201 134ZM210 136H211V135H210ZM210 136L208 135V138H210ZM254 136H255V135H254ZM111 137H112V136H111ZM120 137H121V136H120ZM128 137H129V136H128ZM140 137H141V136H140ZM142 137H143V136H142ZM142 137H141V139H142ZM159 137H160V136H159ZM162 137H163V136H162ZM170 137H171V136L166 137V138L169 139ZM179 137H181V136H179ZM216 137H219V136H216ZM228 137H229V136H228ZM230 137H231V136H230ZM233 137H235V135H233ZM238 137H240V136H238ZM146 138H147V137H146ZM146 138H145V139H146ZM176 138H178V137H176ZM185 138H186V136H185ZM199 138H200V137H197L196 139L198 140ZM208 138H207V139H208ZM251 138H252V137H251ZM255 138H256V137H255ZM260 138H261V136H260ZM133 139L135 140V137H134ZM141 139H140V140H141ZM173 139H174V138H173ZM178 139H179V138H178ZM180 139H181V138H180ZM183 139H184V138H183ZM222 139H223V138H222ZM234 139H237V136H236ZM239 139H240V138H239ZM261 139H262V138H261ZM261 139H260V141H261ZM120 140H121V139H120ZM128 140L131 142L130 137H129ZM138 140H139V139H138ZM138 140H137V144H138V146H139V143H138V142H139L140 140H139V141H138ZM155 140H156V138H155ZM158 140H159V138L157 139V144H160V142L163 141V140L161 139L162 141L159 140L160 142L158 143ZM174 140H175V139H174ZM176 140H177V139H176ZM181 140H182V139H181ZM184 140H185V139H184ZM208 140H210V139H208ZM226 140H227V139H226ZM229 140H230V139H229ZM229 140H228V141H229ZM251 140H252L253 142H255L253 139H251ZM257 140H258V138H257ZM179 141H180V140H179ZM228 141H227V142H228ZM234 141H236V140H234ZM237 141H238V140H237ZM241 141H242V140H239V142H241ZM252 141H251V142H252ZM111 142H112V141H111ZM121 142H122V141H121ZM141 142H143V141H141ZM147 142H148V141H147ZM190 142H192V141H190ZM210 142H211V140H210ZM210 142H209V144H211ZM217 142H218V141H217ZM224 142H225V139H224ZM251 142H250V143H251ZM127 143H128V142H127ZM143 143H144V142H143ZM152 143H154V142L152 141ZM193 143H194V145H195L197 148H199V146H200V148H203V147L206 146V145L204 146L203 142H200V143H197V144H195V142H193ZM193 143H192V144H193ZM207 143H208V142L206 141V144H207ZM108 144H109V143H108ZM121 144H122V143H121ZM131 144H132V143H131ZM140 144H141V143H140ZM154 144H155V143H154ZM157 144H156V145H157ZM209 144H208V145H209ZM227 144H228V145H227L228 147H231V146H229V143H227ZM254 144H256L255 146H258L257 143H254ZM260 144H261V143H260ZM152 145H153V144H152ZM175 145H176V144H175ZM263 145H264V144H263ZM123 146H124V145L122 144V147H123ZM126 146H128V145H126ZM153 146H155V145H153ZM177 146L179 147V145H177ZM227 146H226V147H227ZM249 146H250V145H249ZM253 146H254V145H253ZM253 146H252V147H253ZM255 146H254V147H255ZM124 147H125V146H124ZM155 147H156V146H155ZM193 147H194V146H193ZM196 147H195V148H196ZM226 147H225V149H226ZM260 147H261V146H260ZM136 148H137V147H136ZM136 148H135V149H136ZM140 148H142V147L140 146ZM140 148H139V149H140ZM157 148L159 149V146H158ZM161 148H163V147H161ZM161 148H160V149H161ZM174 148H175V147H174ZM176 148H177V147H176ZM190 148H191V147H190ZM207 148H208V147H205V149H207ZM249 148H251V146H250ZM249 148H248V149H249ZM124 149H125V148H124ZM139 149H138V150H139ZM142 149H144V148H142ZM170 149H171V148H170ZM180 149H181V148H180ZM219 149H222V148L219 146ZM227 149H228V148H227ZM232 149H233V151H232V150H230V151L234 152V148H232ZM140 150H141V149H140ZM140 150H139V151H140ZM147 150H148V148H147ZM176 150H177V149H176ZM195 150H196V149H195ZM195 150H194V148H192V151H193L194 153H196ZM207 150H208V152H211V153H212V154H211V157H213V159H215V161L213 160L215 163H218V162H217L218 160H223V159H221V157H222V156H223V157L225 156V155H221V154L219 153L221 156H220V157H217V160H216V157L214 156L213 152H212L209 148H208ZM209 150H210V151H209ZM223 150H224V149H223ZM235 150H236V148H235ZM251 150H253V152H255V153H256V152L259 153V152L261 151L260 148L257 150V147H256V149H255V148H254V149L251 148ZM254 150H257V151H254ZM160 151H162V150H160ZM192 151H191V153H192ZM262 151H263V150H262ZM262 151H261V152H262ZM156 152H157V149H156V151L154 150V152L152 151L153 154L156 153ZM221 152L223 153L222 150H221ZM224 152H225V150H224ZM169 153H170V151H169ZM194 153H193V154H194ZM203 153H204V150H203ZM217 153H218V152H217ZM236 153H237V152H235V154H236ZM150 154H151V152H150ZM188 154H189V153H188ZM199 154H200V153H199ZM225 154H226V152H225ZM230 154H231V152H230ZM232 154H233V153H232ZM232 154H231V155H232ZM238 154H239V153H238ZM154 155H155V157L157 156V154H154ZM164 155H165V154H164ZM168 155H169V154L167 153V156H168ZM174 155H175V154H174ZM204 155H206V154H204ZM204 155L202 154L203 158H205L207 161H209V162H207V164L211 166V164L213 163V161L210 162V158H209L207 155H206V156H207V158H206V157H204ZM258 155H259V154L255 155V156L258 157ZM263 155H264V154H263ZM263 155H262V156H263ZM134 156H135V155H134ZM134 156H133V157H134ZM146 156H147V155H146ZM162 156H163V155H162ZM198 156H199V155H198ZM233 156H234V155H233ZM262 156H261V157H262ZM199 157H200V156H199ZM259 157H260V156H259ZM259 157H258V158H259ZM129 158H131V157H129ZM152 158H153V156H152ZM156 158H157V157H156ZM162 158H164V156H163ZM191 158H193V157H190V159H191ZM200 158H201V157H200ZM131 159H132V158H131ZM154 159H155V158H154ZM158 159H159V158H158ZM166 159H167V158H166ZM169 159H170V158H169ZM232 159H233V158H232ZM256 159H257V158H256ZM263 159H264V158H263ZM263 159H262V160H263ZM152 160H153V159H152ZM156 160H157V159H156ZM159 160H160V159H159ZM172 160H173V158H172ZM193 160H194V158H193ZM198 160L201 161V159H199V158H198ZM234 160H235V158H234ZM260 160H261V159H260ZM262 160H261V161H262ZM161 161L163 162L164 160L162 159ZM223 161H224V160H223ZM223 161H221V162H223ZM258 161H259V160H258ZM132 162H133V161H132ZM187 162L189 163V161H187ZM196 162H197V160H196ZM133 163H134V162H133ZM148 163H149V162H148ZM209 163H211V164H209ZM215 163H214V164H215ZM262 163H263V162H262ZM190 164H191V163H190ZM203 164H204V166H205V165L208 166V165L206 164V162L203 163ZM214 164H212V165H214ZM218 164H220V163H218ZM239 164H240V162H239ZM263 164H264V163H263ZM145 165H146V164H144V166H145ZM192 165H193V163H192ZM215 165H217V164H215ZM230 165H231V164H230ZM135 166H136V165H135ZM156 166H157V165H156ZM182 166H183V165H182ZM193 166H194V165H193ZM206 166H205V169L207 170L208 167H206ZM210 166H209V167H210ZM236 166H237V165H236ZM262 166H263V165H262ZM138 167H139V166H138ZM150 167H151V166H150ZM152 167H153V166H152ZM168 167H169V166H168ZM183 167H184V166H183ZM183 167H182V168H183ZM191 167H192V166H191ZM211 167H212V166H211ZM228 167L231 168L230 166H228ZM157 168H158V167H157ZM177 168H178V167H177ZM193 168H194V167H193ZM197 168H198V166H197ZM235 168H236V167H235ZM257 168H260V167H257ZM261 168H263V167H261ZM151 169H152V168H151ZM153 169H154V168H153ZM160 169H161V168H160ZM178 169H179V168H178ZM178 169H177V170H178ZM185 169H186V168H184L183 171H184ZM208 169H209V168H208ZM217 169L220 171V169L223 170V167H221V168H217ZM217 169H215V170L219 173V171H218ZM134 170H135V169H134ZM147 170H149V169H147ZM198 170L200 171V168H199ZM206 170H205V171H206ZM140 171H141V169H140ZM144 171H145V170H144ZM161 171H162V170H161ZM163 171H164V169H163ZM187 171H188V170H186V171H184V172H187ZM201 171H202V170H201ZM216 171H215V172H216ZM224 171H225V170H224ZM250 171H253V170L251 169ZM259 171H260V170H259ZM263 171H264V170H263ZM142 172H143V171H142ZM184 172H181V173H184ZM202 172L204 173V171H202ZM202 172H201V174H202ZM207 172H208V170H207ZM210 172H212V171H210ZM210 172H208V174H210ZM217 172H216V173H217ZM139 173H140V172H139ZM222 173H223V172H222ZM232 173H233V171H232ZM146 174H147V173H146ZM185 174H187V173H185ZM212 174H213V172H212ZM247 174H248V173H247ZM182 175H184V174H182ZM182 175H180L181 178L183 177ZM195 175H197V174H195ZM202 175H203V174H202ZM204 175H205V174H204ZM206 175H207V174H206ZM206 175H205V176H206ZM229 175H230V174H229ZM231 175H232V174H231ZM257 175H258V176H257V178H256V176H255V179H258V180H260V179L258 178L260 175L263 176L262 174H260V175L257 174ZM164 176H165V175H164ZM175 176H176V175H175ZM187 176H188V175H187ZM207 176H208V175H207ZM209 176H210V175H209ZM232 176H233V175H232ZM253 176H254V175H253ZM184 177H185V175H184ZM198 177H199V176H198ZM230 177H231V176H230ZM147 178H148V177H147ZM163 178H165V177H163ZM203 178H204V177L202 176V179H203ZM208 178H209V177H208ZM208 178H207V179H208ZM150 179H151V178H150ZM150 179H149V180H150ZM182 179H183V178H182ZM185 179H186V178H185ZM198 179H199V178H198ZM210 179H211V178H210ZM245 179H246V178H245ZM249 179L251 180V178H249ZM255 179H253L254 182H255ZM147 180H148V179H147ZM147 180H146V182H147ZM170 180H171V179H170ZM204 180H206V179H204ZM212 180H213V179H212ZM241 180H242V179H241ZM262 180H263V179H261V181H262ZM144 181H145V180H144ZM163 181H164V180H163ZM175 181H176V180H175ZM175 181H174V182H175ZM207 181H208V180H207ZM256 181H257V180H256ZM151 182H153V181H150V183H151ZM177 182H178V181H177ZM197 182H198V181H197ZM209 182H210V181H209ZM257 182H258V181H257ZM200 183H203V184H204V182H202V181H201ZM206 183H207V182H206ZM206 183H205V184H206ZM233 183H234V182H233ZM258 183H259V182H258ZM179 184H180V183H179ZM203 184H202V185H203ZM208 184H209V183H208ZM216 184H217V183H216ZM256 184H257V183H256ZM143 185H144V184H143ZM186 185H187V184H186ZM191 185H193V183H192ZM202 185H201V186H202ZM253 185H254V184H253ZM257 185H258V184H257ZM262 185H263V184H262ZM158 186H159V185H158ZM201 186H199V187H201ZM176 187H178V186H176ZM186 187H187V186H186ZM191 187H192V186H191ZM258 187H259V189H260V186H257V188H258ZM261 187H262V186H261ZM142 188H144V187H142ZM158 188H159V187H158ZM184 188H185V187H184ZM257 188H254V189L257 190ZM168 189H169V188H168ZM178 189H179V187L177 188V190H178ZM217 189H218V188H217ZM230 189H231V188H230ZM259 189H258V192H259L261 189L264 190V186H263L260 190H259ZM146 190H148V189H145V191H146ZM151 190H152V188H151ZM169 190H170V189H169ZM175 190H176V189H175ZM182 190H183V189H182ZM185 190H187V189H185ZM200 190H201V188H200ZM202 190H203V188H202ZM210 190H212V189L210 188ZM139 191H141V190H139ZM155 191H156V190H155ZM172 191H173V190H172ZM194 191H195V189H194ZM194 191L192 190V192H194ZM208 191H209V190H208ZM147 192H149V191H147ZM150 192H152V191H150ZM150 192H149V194H150ZM157 192H158V191H157ZM167 192H168V190H167ZM173 192H174V191H173ZM176 192H177V191H176ZM188 192H190V191H188ZM195 192H196V191H195ZM210 192H211V191H210ZM181 193L184 194V192H181ZM214 193H215V192H214ZM262 193H263V192H262ZM168 194H169V193H168ZM173 194H174V193H173ZM194 194H195V193H194ZM205 194H206V193H203V192H202V196L205 195ZM207 194H208V193H207ZM209 194H210V193H209ZM209 194H208V196H209ZM241 194H242V193H241ZM184 195H186V194H184ZM189 195L191 196V193H190ZM189 195H187V196L189 197ZM261 195H262V194H261ZM170 196H171V195H170ZM170 196H169V197H170ZM174 196H175V195H174ZM174 196H173V197H174ZM179 196H180V195H179ZM179 196H178V198H180L181 201H182L183 198H182V197H179ZM205 196H206V195H205ZM205 196H203L204 199H205ZM217 196H218V195H217ZM239 196H240V194H239ZM239 196H238V197H239ZM253 196H254V195H253ZM151 197H152V196H151ZM193 197H194V196H193ZM214 197H216V196H214ZM240 197H241V196H240ZM256 197H257V196H256ZM259 197H260V196H259ZM243 198L245 199V197H243ZM261 198H262V197H261ZM172 199H173V198H171L170 200H172ZM232 199H235V198H232ZM154 200H155V199H154ZM154 200H153V201H154ZM183 200H184V199H183ZM187 200H188V199H187ZM236 200H237V199H236ZM247 200H248V199H247ZM156 201H157V200H156ZM156 201H155V203H159V202H156ZM162 201H163V200H162ZM190 201H191V200H190ZM248 201H249V200H248ZM256 201H257V200H256ZM151 202H152V201H151ZM163 202H164V201H163ZM166 202H167V201H166ZM170 202H171V201H170ZM195 202H196V201H195ZM167 203H169V202H167ZM172 203H173V202H172ZM232 203H234V200H233ZM235 203H236V202H235ZM247 203H248V202H247ZM249 203H250V202H249ZM258 203H259V201H258ZM262 203H263V202H261V204H262ZM160 204H161V207H162V206H163L162 203H160ZM173 204H174V203H173ZM176 204H177V203H176ZM180 204H181V203H180ZM186 204H187V203H186ZM190 204H191V202H190ZM190 204H189V205H190ZM197 204H198V203H197ZM261 204H260V206H261ZM167 205H168V204H167ZM183 205L186 206L185 203H184ZM183 205H182V206H183ZM187 205H188V204H187ZM189 205H188V207H189ZM226 205H227V204H226ZM238 205H239V204H238ZM155 206H156V205H155ZM177 206H178V205H177ZM190 206H191V205H190ZM252 206H253V205H252ZM257 206H258V205H257ZM227 207H228V206H227ZM253 207H254V206H253ZM261 208H262V207H261ZM162 209H163V208H162ZM222 209H223V208H222ZM247 209H248V208H247ZM253 209H255V212H256V208L254 207ZM257 209H258V208H257ZM168 210H169V209H168ZM173 210H174V209H173ZM249 210H250V207H249V209H248L247 211H249ZM251 210H252V209H251ZM251 210H250V213H251ZM176 211H177V210H176ZM178 211H179V209H178ZM191 211H192V210H191ZM210 211H211V209H210ZM260 211H261V210H260ZM260 211H259V212H260ZM164 212H165V211H164ZM171 212L173 213V211H171ZM239 212H240V210H239ZM261 212H262V211H261ZM192 213H193V212H192ZM250 213H249V214H250ZM252 213H253V212H252ZM154 214H155V213H154ZM168 214H169V213H168ZM207 214H208V213H207ZM237 214H238V213H237ZM244 214H245V212H244ZM247 214H248V213H247ZM249 214H248V215H249ZM254 214L256 215V213H254ZM258 214H259V213L257 212V215H258ZM263 214H264V213H263ZM263 214H262V215H263ZM208 215H210V214H208ZM242 215H243V214H242ZM250 215H251V214H250ZM189 216H190V215H189ZM189 216H185V217H189ZM243 216H244V215H243ZM260 216H261V214H260ZM179 217H180V216H179ZM255 217H257V216H255ZM258 217H259V216H258ZM171 218H172V217H171ZM242 218H244V217H242ZM259 218H260V217H259ZM259 218H258V219H259ZM181 219H182V218H181ZM185 219H186V218H185ZM185 219H182V221H183V220L185 221ZM248 219H250V218H248ZM248 219H247V220H248ZM255 219H256V218H255ZM170 220H172V219H170ZM173 220H174V219H173ZM179 220H180V219H179ZM251 220H252V219H251ZM182 221H179V224H181L180 222H182ZM187 221H189V220H187ZM239 221L241 222V220H239ZM249 221H250V220H249ZM256 221H257V220H256ZM258 221H259V220H258ZM185 222H186V221H185ZM185 222H183V223H185ZM231 222H232V221H231ZM242 222H243V221H242ZM252 222H253V221H252ZM252 222H250V223H252ZM263 222H264V221H263ZM263 222H262V223H263ZM194 223H195V222H194ZM257 223H258V222H257ZM262 223H261V221H260V224H262ZM199 224H200V222H199ZM201 224H202V223H201ZM201 224H200V225H201ZM241 224H242V223H241ZM245 224H246V223H245ZM248 224H249V223H248ZM258 224H259V223H258ZM221 225H222V224H221ZM223 225H224V223H223ZM223 225L221 226L222 228H223ZM181 226H183V224H182ZM194 226H195V225H194ZM234 226H236V225H234ZM200 227H202V226H200ZM232 227H233V226H232ZM242 227H243V226H242ZM247 227H249V226H247ZM193 228L195 229V227H193ZM202 228H203V227H202ZM202 228H201V229H202ZM234 228H235V227H234ZM243 228H244V227H243ZM180 229H181V227H180ZM188 229H189V228H188ZM188 229H187V230H188ZM197 229H199V227H198ZM197 229H195V230L197 231ZM255 229H256V228H255ZM177 230H178V229H177ZM199 230H200V229H199ZM199 230H198V231H199ZM213 230H215V229H213ZM237 230H238V229H237ZM237 230H236L235 232H236V233H239V232H237ZM240 230H241L240 232H242V229H240ZM243 230H244V229H243ZM179 231H180V230H179ZM185 231H186V230H185ZM238 231H239V230H238ZM249 231L251 232V230H249ZM252 231H253V230H252ZM260 231H261V230H260ZM218 232H219V231H218ZM228 232L230 233V231H228ZM213 233H215V232H213ZM192 234H193V233H192ZM195 234L197 235L198 233L196 232ZM195 234H194V235H195ZM216 234H217V232H216ZM224 234L227 235V230H226V232H224ZM246 234H247V233H246ZM257 234H258V233H257ZM261 234H262V233H261ZM180 235H181V234H180ZM186 235H187V234H186ZM222 235H223V234H222ZM226 235H225V236H226ZM233 235H235V234L233 233ZM233 235H232V238L234 237ZM238 235H239V234H238ZM238 235H236V236H238ZM259 235H260V234H259ZM236 236H235V237H236ZM239 236H240V235H239ZM239 236H238V237H239ZM246 236L248 237V235H246ZM252 236H253V235H252ZM218 237H219V235H218ZM218 237H216V238H218ZM242 237L247 238V237H245V235H243ZM250 237H251V236H250ZM259 237H261V235H260ZM259 237H258V238H259ZM191 238H192V237H191ZM224 238H225V237H224ZM229 238H230V237H229ZM232 238H231V239H232ZM239 238H240V237H239ZM244 238H243V239H244ZM254 238H256V237H254ZM211 239H212V237H211ZM226 239H227V237H226ZM243 239H242V240H243ZM189 240H190V239H189ZM198 240H199V239H198ZM198 240H197V241H198ZM207 240H209V239H207ZM223 240H224V239H223ZM253 240H254V239H253ZM199 241H200V240H199ZM218 241H220L219 238L217 239V242H218ZM233 241H235V240H233ZM236 241H237V240H236ZM236 241H235V243H236ZM186 242H188V241L185 240V243H186ZM213 242H214V241H213ZM221 242H222V240L220 241V243H221ZM237 242H238V241H237ZM243 242H244V241H242V243H243ZM250 242H251V241H250ZM252 242H253V241H252ZM252 242H251V243H252ZM148 243H149V242H148ZM172 243H173V242H172ZM218 243H219V242H218ZM239 243H240V241H239ZM255 243H256V241H255ZM257 243L260 244V242H257ZM183 244H184V243H183ZM186 244H187V243H186ZM237 244H238V243H237ZM249 244H250V243H249ZM252 244H254V243H252ZM258 244H257V245L254 244V245L258 246ZM148 245H149V244H148ZM151 245H152V244H151ZM191 245H192V244H191ZM219 245H221V244H219ZM222 245L225 246V244H223V243H222ZM247 245H248V244H247ZM247 245H246V246H247ZM254 245H253V246H254ZM260 245H261V244H260ZM262 245H263V244H262ZM182 246H183V245H182ZM182 246H181V247H182ZM209 246H210V245H209ZM224 246H223V247H224ZM237 246H238V245H237ZM244 246H245V245H244ZM207 247H208V246H206V248H207ZM248 247H249V246H248ZM176 248H178V246H177ZM221 248H222V247H221ZM225 248H226V247H225ZM225 248H224V249L222 248V249L225 250ZM202 249H203V247H202ZM210 249H211V248H210ZM227 249H228V248H227ZM227 249H226V250H227ZM229 249H230V248H229ZM229 249H228V251H226V250H225V251H226V252H229ZM240 249H241V248H240ZM247 249H248V248H247ZM175 250H176V249H175ZM223 250H222L221 252H223ZM236 250H237V249H236ZM236 250H235V251H236ZM248 250H249V249H248ZM208 251H209V250H208ZM233 251H234V250L232 249V251H230L229 253H232ZM212 252H213V251H212ZM250 252H251V251H250ZM200 253H201V252H200ZM202 253H203V252H202ZM235 253H237V252H235ZM222 254H224V257H225V253H222ZM226 254H227V253H226ZM233 254H234V253H233ZM203 255H204V254H203ZM252 255H253V254H252ZM262 255H263V254H262ZM255 256H256V255H255ZM226 257H227V255H226ZM228 258H230V255L228 256ZM231 258H232V257H231ZM240 258H241V257H240ZM247 258H248V257H247ZM262 258H263V257H262ZM225 259H226V261H227V258H225ZM233 259H234V257H233ZM233 259H232V260H233ZM238 259H239V258H238ZM223 260H224V259H223ZM229 260H231V259H229ZM236 260H237V259H236ZM239 260H240V259H239ZM244 260H245V258H244ZM246 260H247V259H246ZM248 260H249V259H248ZM234 261H235V260H234ZM241 261H242V260H241ZM243 262H245V261H243ZM224 263H225V262H224ZM227 263H229V262L227 261ZM227 263H226V264H227ZM249 263H250V262H248V264H249ZM260 263H261V261H260ZM241 264H242V263H241ZM244 264H247V262L244 263Z\"/></svg>", "mask_w": 264, "mask_h": 264}]
</instances>
